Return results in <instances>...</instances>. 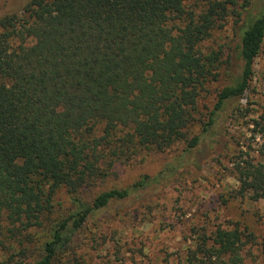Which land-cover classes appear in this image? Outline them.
<instances>
[{"label": "trees", "instance_id": "16d2710c", "mask_svg": "<svg viewBox=\"0 0 264 264\" xmlns=\"http://www.w3.org/2000/svg\"><path fill=\"white\" fill-rule=\"evenodd\" d=\"M231 19L240 36L227 54L210 41ZM263 40L264 0H27L1 14L0 264H127L121 246L94 255L108 239L85 244L81 232L200 149L249 89ZM223 69L229 82L200 118ZM251 121L260 146L230 157L229 171L238 195L264 200V110ZM177 143L182 152L156 175L107 186L119 166ZM60 192L69 204L57 207ZM191 231L178 264H263L248 226Z\"/></svg>", "mask_w": 264, "mask_h": 264}, {"label": "rangeland", "instance_id": "374dc122", "mask_svg": "<svg viewBox=\"0 0 264 264\" xmlns=\"http://www.w3.org/2000/svg\"><path fill=\"white\" fill-rule=\"evenodd\" d=\"M26 1L0 0V15L19 9ZM239 36L240 30L231 19L225 29L215 32L210 46L218 49L224 45L225 52L232 54ZM228 82L223 69L221 80L210 83L200 98L198 117L204 119L201 116L213 108L217 90ZM224 110L222 121L211 134L205 135L200 149L189 154L186 162L168 179L116 209L105 211L81 232L77 241L84 240L86 244L94 234L104 235L108 240L92 251L101 258L113 252L115 246H121L120 252L127 264H178L192 242L194 225L212 227L231 220L248 226L258 241L264 243V200L238 195L239 183L229 171L230 157L240 150L254 152L260 146L261 140L253 137L250 123L264 110V40L254 62L249 89L241 98L231 100ZM200 125L196 121L191 134L199 132ZM183 148V144L177 143L167 152H154L123 164L107 186H125L144 174L154 176ZM67 204L68 195L60 192L57 207ZM260 250L256 252L261 253ZM260 256L259 261L264 264V254ZM247 264L256 263L248 259Z\"/></svg>", "mask_w": 264, "mask_h": 264}]
</instances>
